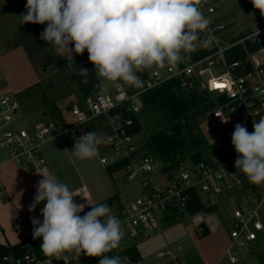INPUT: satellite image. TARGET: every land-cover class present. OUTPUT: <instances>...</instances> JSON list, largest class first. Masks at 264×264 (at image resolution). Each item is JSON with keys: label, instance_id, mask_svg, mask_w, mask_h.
I'll use <instances>...</instances> for the list:
<instances>
[{"label": "built area", "instance_id": "obj_1", "mask_svg": "<svg viewBox=\"0 0 264 264\" xmlns=\"http://www.w3.org/2000/svg\"><path fill=\"white\" fill-rule=\"evenodd\" d=\"M193 3L210 20L208 29L200 32L196 47L191 51L204 52L203 58L189 64L154 65L144 69L137 73L143 81L142 88L122 83V88L117 89L113 82H108L109 88L103 86L93 95L69 106L68 113L73 118L70 125L48 121L17 127L19 104L11 96L1 93L0 169L12 164L38 171L45 165L41 153L44 145L66 133L81 136L85 133L82 129L85 125L102 123L108 128L105 147L112 158L100 155V163L105 167L123 164L121 172L127 182L150 176L151 182L158 183L129 205L113 203L109 206L121 221L123 236L134 243L151 237L157 229L158 217L164 220L169 212L184 214L191 196L207 207H214L215 199L224 201L240 196L244 203L231 214L228 243L219 261L239 264L241 250H250L259 233L264 232V193H257V184L250 183L235 167L237 153L234 146L226 147L218 140L216 142L222 145L220 151L209 152L197 163L187 160L176 167H168L146 154L136 136L129 132L134 123L132 117H138L141 112L143 96L167 83H175L183 94H209L215 102L209 116L224 128V139L233 134L238 123L252 133L253 121L264 117V65L249 51V47H264V23L225 45L227 28L219 14L217 0H193ZM255 10L264 19L259 10ZM213 37L212 46L204 47L203 41ZM237 48L242 51L243 58L231 59L230 53ZM83 55L88 58L86 50ZM213 82L227 87L217 89ZM249 190L254 193L243 196ZM82 256L85 254L81 253L77 258L74 252L65 251L59 257L40 259L27 252L17 258L3 257L2 261L7 264H83ZM171 262L183 264L174 257Z\"/></svg>", "mask_w": 264, "mask_h": 264}, {"label": "rangeland", "instance_id": "obj_2", "mask_svg": "<svg viewBox=\"0 0 264 264\" xmlns=\"http://www.w3.org/2000/svg\"><path fill=\"white\" fill-rule=\"evenodd\" d=\"M26 3L27 0H0V94L11 96L18 102L17 127L48 121L70 125L73 118L68 108L79 99L75 81L76 78H82L79 68L88 69L100 89L103 86L109 88V84L97 78L94 64L83 54L73 52L72 57L58 56L48 42L40 39L45 24H21L20 15L25 12ZM217 5L227 28L223 41L225 45L264 23L248 0H217ZM254 59L264 65V47L254 53ZM138 119L142 128L135 137L138 143H144L157 135L173 134V125L167 123L162 110L157 107L143 109ZM93 125L87 124L82 129L84 132H93ZM175 125L179 127L177 138L183 143L174 154L176 159L188 157L218 140L226 147L233 146L232 135L224 139V128L211 119L207 112L195 120V125L184 120H178ZM107 135L106 126L101 129L100 136L107 138ZM78 137L66 133L41 149L47 173L69 187L76 195L73 197L76 204H82L81 201L87 200L88 196L94 204H98L115 194L118 195L115 204L129 205L158 184L157 181L151 182L150 176L127 182L123 172L116 174L118 179L114 180V176L111 177L107 168L100 163L101 154L111 159V153L106 147L100 153V145L96 157L77 159L71 150ZM30 170L34 171L12 164L0 169V190L7 184L9 191L5 197L0 195L1 244L15 245L24 241L33 235L32 218L43 221L40 212L46 202H41L34 212L28 211L36 194L34 186L39 182L37 175ZM23 171L29 172L30 181L25 185L19 184L16 179L23 175ZM255 189L260 191L257 193H264V184L257 185ZM253 193L249 190L243 196ZM243 203L240 196H234L224 201L215 199L212 212L192 216L186 212H169L164 220L158 217L157 229L151 237L134 243L122 236L119 246L106 255H118L134 247L140 257L139 264H174L171 262L172 257L179 258L183 264H229L226 260L219 261L228 243L231 214ZM84 211L80 216L85 214ZM202 224L206 229L201 227ZM80 259L83 264H98L100 258L85 255ZM239 264H264V232L259 233L250 250H241Z\"/></svg>", "mask_w": 264, "mask_h": 264}, {"label": "clouds", "instance_id": "obj_3", "mask_svg": "<svg viewBox=\"0 0 264 264\" xmlns=\"http://www.w3.org/2000/svg\"><path fill=\"white\" fill-rule=\"evenodd\" d=\"M264 16V0H251ZM21 24H46L40 39L60 57L88 53L94 73L104 82L142 88L137 74L154 65L176 66L196 47L200 32L210 20L193 0H27ZM259 32L257 33V35ZM214 41H203L211 47ZM74 45V47H70ZM87 77L89 70L79 68ZM254 131L238 123L232 134L237 159L235 167L250 183L264 184V117L253 121ZM107 138L85 132L76 138L73 155L80 160L96 157ZM42 174V173H39ZM43 175L34 187L36 194L28 211L41 202V222L33 217V239L42 238L41 251L59 257L63 252L99 257V264H124L126 258L106 255L119 246L121 221L106 203L91 205L83 216L84 204L54 175ZM89 204V203H88Z\"/></svg>", "mask_w": 264, "mask_h": 264}, {"label": "trees", "instance_id": "obj_4", "mask_svg": "<svg viewBox=\"0 0 264 264\" xmlns=\"http://www.w3.org/2000/svg\"><path fill=\"white\" fill-rule=\"evenodd\" d=\"M243 36V35H242ZM242 36H238V39ZM257 47H249V51L252 53L257 52ZM206 54L202 51H196L194 53L186 54V58L180 62L183 64H189L197 59L203 58ZM231 59H242L243 53L240 48L234 50L230 53ZM77 91L79 99H84L88 96L93 95L99 91V84L95 80L94 76L89 73L85 78H76ZM157 107L162 110V113L167 119V123L172 124L173 134L172 135H160L155 136L151 139L146 140L142 144L143 151L156 158L161 164L168 167H176L185 161H191L192 163H197L205 158L209 152H218L222 149L220 142L213 143L211 145H205L202 150L196 151L181 159H176L174 154L176 151L182 147V141L178 140L179 127L175 125L178 120H184L185 122H190L195 125V120L203 113H209L215 107V102L212 97L206 92H192L190 94H183L179 91L175 83H167L159 88H156L142 98V108ZM134 120L133 126L129 129L130 134L137 135L141 132V124L138 117H132ZM62 122V120H60ZM102 124V123H100ZM204 137H202L203 139ZM204 141V139H203ZM208 151V152H207ZM107 168V172L110 176L116 172H120L123 168V164L116 163ZM116 196H112L101 203H106L111 206L116 202ZM185 212L189 215H195L201 212H212L213 206L203 205L199 199L194 196L190 197ZM99 203V204H101ZM98 205V204H97ZM91 208L87 209L84 213L90 211ZM42 238L33 239V235L25 239L24 241L17 243L15 245H4L0 243V264H7L2 261L3 257L12 256L19 257L24 253H33L40 259H46L51 256H46L40 249ZM119 256L126 258L124 264L137 263L139 262V254L134 247L126 249L118 254ZM99 264V263H98Z\"/></svg>", "mask_w": 264, "mask_h": 264}, {"label": "crops", "instance_id": "obj_5", "mask_svg": "<svg viewBox=\"0 0 264 264\" xmlns=\"http://www.w3.org/2000/svg\"><path fill=\"white\" fill-rule=\"evenodd\" d=\"M63 121V120H62ZM104 127H106V126H102L101 124L99 125V124H94L93 125V132H95V133H97L99 136H100V131H101V129H103ZM57 139H59V138H57ZM57 139H55V140H53V141H51L52 143L54 142V141H56ZM50 143V142H49ZM104 148H105V145H100V153L101 152H104ZM43 155V154H42ZM101 155H103V154H101ZM44 157V156H43ZM44 159H45V157H44ZM45 164H46V160H45ZM31 171V170H30ZM31 172H33V173H35L36 175H37V177H38V179H39V181L40 180H42L44 177H43V175L42 174H45V175H49L48 173H47V170H46V168H45V165L40 169V170H34V171H31ZM121 172V171H120ZM39 173H42V174H39ZM119 172H116L115 174H113V176H114V180H116V179H118V177L116 176V174H118ZM22 174L23 175H20L18 178H16L17 179V182L19 183V184H23V185H25V184H27V183H29V179H28V174H29V172L28 171H23L22 172ZM24 175H26V177H23ZM113 176H111V177H113ZM28 185H30V184H28ZM84 187L82 188V190L84 191ZM30 190V189H29ZM8 186H7V184H4V186H3V188L0 190V195L1 196H6V194H8ZM115 195V194H114ZM114 195H111V196H109L108 198H110V197H112V196H114ZM116 196V195H115ZM117 197V199H118V195L116 196ZM108 198H106V199H108ZM105 199V200H106ZM105 200H103V201H105ZM102 201V202H103ZM82 202V204H84L85 205V208L84 209H89V208H91V205H97V204H94L93 202H92V200L90 199V197L88 196V198H87V200H82L81 201ZM89 203V204H88ZM99 203H101V202H99ZM98 203V204H99ZM85 210V211H86ZM84 211V212H85ZM78 215H80V213L78 214ZM86 263H88V261L86 262Z\"/></svg>", "mask_w": 264, "mask_h": 264}, {"label": "snow or ice", "instance_id": "obj_6", "mask_svg": "<svg viewBox=\"0 0 264 264\" xmlns=\"http://www.w3.org/2000/svg\"><path fill=\"white\" fill-rule=\"evenodd\" d=\"M213 86L217 89H222V88H225L227 87V85L225 84H222V83H216V82H213Z\"/></svg>", "mask_w": 264, "mask_h": 264}, {"label": "water", "instance_id": "obj_7", "mask_svg": "<svg viewBox=\"0 0 264 264\" xmlns=\"http://www.w3.org/2000/svg\"><path fill=\"white\" fill-rule=\"evenodd\" d=\"M201 227H202L203 229H206L205 226H204V224H202Z\"/></svg>", "mask_w": 264, "mask_h": 264}]
</instances>
